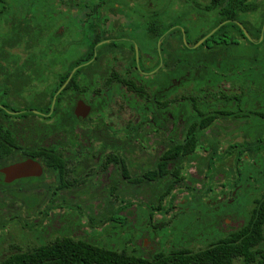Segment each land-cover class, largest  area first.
I'll list each match as a JSON object with an SVG mask.
<instances>
[{
    "label": "rangeland",
    "instance_id": "374dc122",
    "mask_svg": "<svg viewBox=\"0 0 264 264\" xmlns=\"http://www.w3.org/2000/svg\"><path fill=\"white\" fill-rule=\"evenodd\" d=\"M2 1L9 9L0 14V106L6 102L14 109L7 116L0 113V120L8 125L15 122L16 127L21 126L17 121L22 110H32L35 125L51 123L58 118L56 96L64 97L67 90L89 91L92 63H77L89 56L86 54L91 53L96 37L120 33L109 26L119 25L123 19L111 22L102 10L124 9V25L138 12L144 13L146 33L154 40L176 26L191 32L193 41L200 33L217 27L226 5L233 11L237 6L240 24L248 28L264 12V0H217L215 4L211 0ZM59 11L64 14L59 16ZM95 13L100 14L96 17ZM37 18L45 32L39 27L32 29L39 28L38 35L29 30L19 44L1 41L11 21L19 27L28 21L31 26ZM90 19L96 21L91 23ZM199 40L194 52L201 49L196 47ZM227 47L248 60L251 57L246 46ZM42 50L52 56L40 58ZM35 64L40 69L36 75L43 74L42 78H33L26 86L15 81V75L26 74L28 66L32 72ZM68 78L73 86H64ZM13 81L17 86L8 85ZM187 86L178 85L177 144L183 143L185 130L194 121L190 104L180 97ZM121 95H109L112 102L108 112L115 133L124 127V137L133 138L124 150V172L119 164L121 152L113 149L110 174L97 171L98 166L80 171L70 160L65 168L61 165L60 176L47 167L38 179L21 188L17 184L0 185V264L58 241L71 247L89 245L100 253L119 257L148 258L170 252L194 255L231 240V232L245 224L256 208L261 210V202L257 203L264 199V132L261 137L255 127L231 137L221 136L216 143H198L197 155L194 149L187 156H176L172 168L159 176L146 164L157 153L159 139L169 136L151 127L140 130L137 125L143 123L136 108L145 102L125 89L124 97ZM42 110L50 113L36 115ZM112 212H117L120 219L109 221ZM261 227L264 248V222ZM259 250L253 248L254 252ZM254 257L256 260L260 255ZM255 260L233 258L231 264H255ZM17 264L31 263L23 260Z\"/></svg>",
    "mask_w": 264,
    "mask_h": 264
},
{
    "label": "flooded vegetation",
    "instance_id": "af4514ba",
    "mask_svg": "<svg viewBox=\"0 0 264 264\" xmlns=\"http://www.w3.org/2000/svg\"><path fill=\"white\" fill-rule=\"evenodd\" d=\"M236 8L234 11L227 5L222 8V19L211 34L230 20L234 25L224 28L217 40L204 43L198 52H194L193 36L187 30L182 31L174 26L154 40L144 30V13L138 12L124 25V16L127 14L124 9L102 10L101 14H108L111 22H118V17L123 19L119 25L109 26L110 30H118L120 33L117 31V34L108 37H96L98 41L91 53L86 54L89 56L77 63V65L92 63L89 91L67 90L64 97L54 98V102L58 103L57 121L61 129L56 135L57 138L54 134H43L40 146L36 149L42 153L41 158L29 157L25 150H19L5 156L4 159H7L8 163L0 166V169L32 158L44 171L48 167L45 161L57 159L63 162L64 168L66 163L72 160L73 163H77L80 171H88L98 166L97 171L110 174L113 163L112 152L116 149L121 152L119 164L124 172V150L133 138L124 137V127L119 129V133L118 131L115 133L109 120L111 114L108 112L112 102L109 95L112 92H121V96L124 97V89L145 102L138 110L136 108L143 123L137 127L140 130L144 126L153 128L154 132L165 131L169 136L163 141L159 139L160 142L156 146L157 153L146 164V167L155 168L159 176L165 174L166 169L172 168L176 158L177 91L181 82L188 86L187 91L180 97L190 104L191 111L194 113L192 118L194 121L188 125V129L193 128L194 125L198 126L199 145L216 143L221 136L231 137L254 129L256 116L264 114V74L255 73L257 63L264 65V56L258 58L256 52L258 42L264 44V12L260 15L259 21L252 23L248 28L240 24L241 14ZM58 14L62 16L64 11H59ZM98 14L100 13H95L94 16L97 17ZM224 15L232 16V18L225 19ZM89 21L92 23L96 19ZM156 30H159V27ZM210 32L208 36L211 35ZM218 38H227L231 41L227 46L239 48L243 45L249 48L251 51L249 61L253 63V65L250 64L249 71H241L239 57L226 60L225 44ZM42 77L43 74L31 73L30 66L26 74L14 76L17 79L15 81L25 84L24 86L33 78ZM69 79L64 86L67 83V86H73ZM152 80L153 86H151ZM15 81H13L14 84L8 85L17 86ZM2 104L0 113L8 114V111L14 109L6 102ZM28 112L33 113L30 109L18 113L17 123L21 125L19 127L15 126L14 121V124L8 125L0 120V125L5 131L7 130L6 134L9 138L13 141L20 139L21 145L24 139L34 131L55 122L35 125L32 122L34 119L32 114ZM49 113L50 111L42 110L36 115L47 116ZM203 120H209L210 123L202 127L203 124L200 121ZM182 141L183 144L188 143L189 139L184 138ZM193 152L196 155L198 153L196 149ZM55 173L60 176L62 171ZM40 176L20 177L9 182L0 179V185L17 184L21 188L23 184L30 183Z\"/></svg>",
    "mask_w": 264,
    "mask_h": 264
},
{
    "label": "trees",
    "instance_id": "16d2710c",
    "mask_svg": "<svg viewBox=\"0 0 264 264\" xmlns=\"http://www.w3.org/2000/svg\"><path fill=\"white\" fill-rule=\"evenodd\" d=\"M212 3L215 4V1H212ZM7 9H9L8 3H4L2 0H0V14L2 13V11H5ZM224 18L229 19L232 18V16L224 15ZM39 23L40 18H37L33 21L31 26H29L30 23L28 21H25L24 25L22 27H19V23L17 24L14 21H11V28H9V31L2 36L1 41H5V43L19 44L25 40V36L29 33V30L34 33L37 32V35L40 33V29L44 30L45 32L46 28ZM147 24L148 23L145 21L144 30L146 32L148 30ZM231 25H234V23H232V21L230 20L220 26L213 34L208 36L203 41V43L199 45V48H202L204 43H209L212 40H217V37L218 35H220V32L227 26ZM37 27L40 28H38V31L32 30ZM208 33L209 32L200 33L197 38L194 39V43H196V41L200 38L205 37ZM258 37L259 32L256 35L257 39ZM186 39L188 40L189 38L187 37ZM218 39L220 40V42L225 44L226 60L228 58L239 57L240 67L242 68L243 66H245L246 71H249L250 64L253 65V63L249 62L248 58L241 57L238 52H232L231 48L227 47V45L231 43V41H229L227 38ZM137 45L139 46V43H137ZM262 45H264L263 42H258V58L264 56V47ZM51 56L52 53L46 52L45 50H42L39 54V57L42 59H47V57L50 58ZM255 68V73L257 75L264 74V65H260L257 63ZM38 71L39 66L38 64H35L31 73L36 74ZM167 82L168 81H166V83ZM153 84L154 81L152 80L151 86H153ZM183 84L184 82H181L179 86H182ZM1 114L3 116H7L3 112H1ZM200 122L203 125H207L210 123L209 120H203ZM255 124L256 128H258L259 130L260 136L262 137L261 132H264V114L256 116ZM60 129L61 127L58 125V121L56 120L54 124L44 126L43 128L34 131L33 134L27 136V138L24 139V143L21 145L19 144V141H13L11 138H9L8 134H6L7 130L5 131L0 125V166H3L8 163V160L4 159L5 156L10 153L19 152V150H25L26 155L32 158L41 157L42 153L36 151V149L40 146L39 144L41 143L40 140L42 139L43 134H54L55 138H57L56 135ZM199 131L200 129L196 125H194L193 128L189 129L187 127V129L185 130L184 138L189 139V142L176 145L177 158L181 156H187L192 152V150L198 144ZM62 163L63 162L61 160L57 159L45 161V164L48 166V168L51 167V170H53V172L59 171V173L62 171ZM259 203L261 206V210L259 208H256L255 212L251 215L250 219L245 224H241L238 229L232 231L231 236H229L231 240L220 242L214 247L208 248L194 255H188L181 252H170L168 254L157 253L148 258H142L140 256L132 255H124V257H119L110 256L106 253H100L89 245L80 243L75 245V247H71V245L65 242L58 241L53 246H48L40 250H35L22 258L17 257L15 259L10 260V262H7V264H17L22 262L23 260L31 264H46L47 262L48 264H231L233 258H242L245 261H254L255 254L260 255V257L255 260V264H264V248L262 247L263 235L261 227L262 222H264V199L258 201L257 206L259 205ZM118 219L120 218L118 217L117 212H112L109 216V221H117ZM255 247L259 248L260 250L254 252L253 248Z\"/></svg>",
    "mask_w": 264,
    "mask_h": 264
},
{
    "label": "water",
    "instance_id": "95a60500",
    "mask_svg": "<svg viewBox=\"0 0 264 264\" xmlns=\"http://www.w3.org/2000/svg\"><path fill=\"white\" fill-rule=\"evenodd\" d=\"M213 29L210 34L214 31ZM209 35V34H208ZM203 37L201 40L198 41L197 45L203 42L207 36ZM87 111V110H86ZM85 111V112H86ZM42 167L41 165L33 160L32 158H27L23 161L13 163L8 167H4L0 169V179L3 181H12L13 179L26 177V176H40L42 174Z\"/></svg>",
    "mask_w": 264,
    "mask_h": 264
}]
</instances>
